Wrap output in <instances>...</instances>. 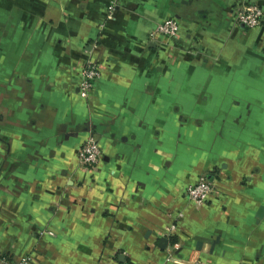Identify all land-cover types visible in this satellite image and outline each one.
<instances>
[{
    "label": "crops",
    "instance_id": "1",
    "mask_svg": "<svg viewBox=\"0 0 264 264\" xmlns=\"http://www.w3.org/2000/svg\"><path fill=\"white\" fill-rule=\"evenodd\" d=\"M247 3L264 14V0H0V255L264 264V17L237 25ZM167 20L176 36L150 38ZM85 61L99 77L80 98ZM87 137L101 158L84 170ZM200 175L215 189L198 207L183 189Z\"/></svg>",
    "mask_w": 264,
    "mask_h": 264
},
{
    "label": "built area",
    "instance_id": "2",
    "mask_svg": "<svg viewBox=\"0 0 264 264\" xmlns=\"http://www.w3.org/2000/svg\"><path fill=\"white\" fill-rule=\"evenodd\" d=\"M110 10V8H108ZM233 21L242 26L246 30H252L260 26L264 17L263 11L255 4L247 3L237 5L232 8ZM177 24L175 21L167 20L157 23L150 38L156 36H164L174 38L177 33ZM99 77L98 67L90 62L85 61L80 72V80L77 85L78 96L87 98L88 93L92 90L95 81ZM76 163L84 170L92 169L96 166L101 158V151L97 141L92 137L83 140L75 154ZM215 185L213 181L204 175L198 176L191 184L183 189V196L187 202L194 206H202L206 203L208 197L213 193ZM175 229L174 224L168 228V233H172ZM0 264H27L25 257L17 260H9L0 255Z\"/></svg>",
    "mask_w": 264,
    "mask_h": 264
},
{
    "label": "water",
    "instance_id": "3",
    "mask_svg": "<svg viewBox=\"0 0 264 264\" xmlns=\"http://www.w3.org/2000/svg\"><path fill=\"white\" fill-rule=\"evenodd\" d=\"M259 213H261V209H259Z\"/></svg>",
    "mask_w": 264,
    "mask_h": 264
}]
</instances>
